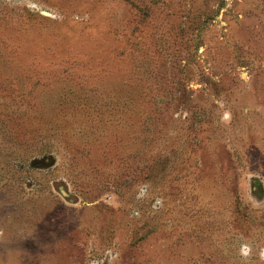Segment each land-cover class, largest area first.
I'll return each mask as SVG.
<instances>
[{"label":"rangeland","instance_id":"374dc122","mask_svg":"<svg viewBox=\"0 0 264 264\" xmlns=\"http://www.w3.org/2000/svg\"><path fill=\"white\" fill-rule=\"evenodd\" d=\"M0 264H264V0H0Z\"/></svg>","mask_w":264,"mask_h":264},{"label":"water","instance_id":"95a60500","mask_svg":"<svg viewBox=\"0 0 264 264\" xmlns=\"http://www.w3.org/2000/svg\"><path fill=\"white\" fill-rule=\"evenodd\" d=\"M61 193H62L63 197L68 199V201L70 203H74L75 199H74V197L71 194L67 193L65 190H61Z\"/></svg>","mask_w":264,"mask_h":264}]
</instances>
